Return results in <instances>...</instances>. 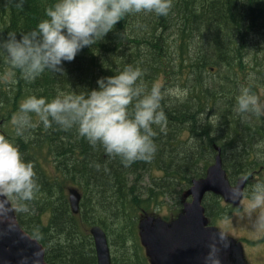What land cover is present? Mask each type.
<instances>
[{
	"label": "trees",
	"instance_id": "16d2710c",
	"mask_svg": "<svg viewBox=\"0 0 264 264\" xmlns=\"http://www.w3.org/2000/svg\"><path fill=\"white\" fill-rule=\"evenodd\" d=\"M53 3L54 0H23V5L18 6L19 0H0V36L34 28ZM128 16L104 41L92 49H83L73 61L66 62L64 74L45 72L28 83L18 70L11 75L13 70L0 56V136L9 137L19 145L25 159L34 163L41 185L30 205V213L17 214L16 220L42 244L47 264H97L88 232L94 224L101 226L109 237L113 247L111 264H152L139 238L138 225L144 213L156 214L164 206L170 207L171 200L182 206L183 192L193 182L207 178L217 158L222 164V178L229 184L247 174L245 184L250 185L253 176L264 167V161L258 157L264 151L259 154L256 149L261 145L264 148V116L241 118L234 111L239 94L237 79L244 72L237 65L264 61V55L258 53L250 57L245 43L251 33L264 42V0H203V3L174 0L168 16L153 13ZM129 65L144 70V80L149 86L160 77L164 82L172 80L174 73V82L187 93L184 98L166 97L162 103L167 122L157 128L154 138L157 151L150 161L138 160L126 167L119 159H110L102 148L93 149L74 130H45L38 126L27 140L15 135L13 118L26 96L37 94L51 99L62 92L84 91L83 87H96L97 78L118 74ZM178 76L186 80L180 84ZM247 84L255 93L257 84L254 87ZM40 160L50 172L43 169ZM96 164L100 166L97 168ZM70 184L82 192L77 214L71 212L67 199L66 187ZM203 205L210 221L228 215L231 210L221 196L212 193L205 195Z\"/></svg>",
	"mask_w": 264,
	"mask_h": 264
},
{
	"label": "clouds",
	"instance_id": "9594fccd",
	"mask_svg": "<svg viewBox=\"0 0 264 264\" xmlns=\"http://www.w3.org/2000/svg\"><path fill=\"white\" fill-rule=\"evenodd\" d=\"M173 3L174 0H54L34 28L0 36V56L13 70L11 75L18 70L28 83L45 72L64 74L66 62L104 41L126 16H168ZM22 5L23 0H19L18 6ZM144 75L141 67L129 65L118 74L97 78V86L83 87L84 91L62 92L51 99L30 94L20 102L13 118L15 135L27 140L38 126L45 130H74L93 149L102 148L110 159H119L126 167L138 160L150 161L157 151V128L167 122L162 103L166 97L180 93L160 82L149 86ZM234 111L242 118L262 117L264 102L250 87L242 85ZM247 180L246 174L241 184ZM40 190L34 163L25 159L13 139L0 136V226L15 230L16 215L30 213V205ZM241 198L245 200L246 214L254 217V227L264 228V180H257L247 189L240 184L232 186L231 199L239 202ZM229 245L227 231L212 232L201 264H223L221 254Z\"/></svg>",
	"mask_w": 264,
	"mask_h": 264
},
{
	"label": "water",
	"instance_id": "95a60500",
	"mask_svg": "<svg viewBox=\"0 0 264 264\" xmlns=\"http://www.w3.org/2000/svg\"><path fill=\"white\" fill-rule=\"evenodd\" d=\"M240 184L243 188V184ZM222 194L228 201L231 199V186L222 178L221 163L216 159L206 179L195 181L187 191L192 196L189 203L183 207L179 225L180 234L171 242H167L161 230L153 225L152 219L142 225L141 239L147 248V253L154 264H201V257L207 251L206 243L213 232L207 226V218L202 204L205 193ZM68 201L72 212L77 213L80 201V192L75 188L68 191ZM89 232L94 240L98 264H111L107 237L104 230L93 225ZM230 245L222 251L224 253ZM39 253V255H35ZM47 264L44 260V250L41 244L16 221L15 230H7L0 226V264Z\"/></svg>",
	"mask_w": 264,
	"mask_h": 264
},
{
	"label": "rangeland",
	"instance_id": "374dc122",
	"mask_svg": "<svg viewBox=\"0 0 264 264\" xmlns=\"http://www.w3.org/2000/svg\"><path fill=\"white\" fill-rule=\"evenodd\" d=\"M250 39L252 40V42ZM262 42L263 41L261 39L253 37L252 34H249V38H248L246 43H247V46H248L249 51H250L249 52L250 56L252 55V52H253V55H255L257 53L262 55V56L264 55V49H263L264 43L262 44ZM251 50H253V51H251ZM262 63L264 64V61H261V62L247 61V62L243 63L242 66L237 65V69L245 70L244 72H240V77L237 79L239 81V82H237V86H238V88L241 87L242 85L248 86L247 83H250L251 87H254L255 84H257V87H255L256 92L254 94H256L261 99V101L264 102V89L262 88V86H263L262 84H264V65ZM256 64H258L257 68L255 66ZM251 72H253V73H251ZM257 75H259V76H257ZM172 78L175 79L174 73H173ZM173 79L171 80V78H170L169 81L164 82V78L160 77L159 81H157V82H160L163 85H166L165 86L166 88L170 87V88L174 89L176 92L180 93L181 98L186 97L187 93H183L184 88L181 85L176 84V81L174 82ZM185 80L186 79L181 77V76L177 77V82L180 84ZM256 81L259 83V85ZM256 149L259 151V154L261 153L260 152L261 150L264 151L263 146H260V147L256 146ZM263 157H264L263 153L260 154L259 158L260 159L262 158V161H264ZM251 158L252 157H248L247 159L251 160ZM40 162H41V166L43 167V169H46L47 171L50 172V169L47 166V164L42 163V160H40ZM242 178H243V176L238 178L237 180H239V179L242 180ZM258 178L260 180H264V167L262 168V170L258 171V173L253 176V178L251 180L252 182H250L249 184L250 185L254 184L257 180H259ZM250 185H248V187ZM184 192H187V190ZM186 196L187 197L182 195V199H181L182 204H183L182 206H178L177 200H171V201H169L170 207H168V205L164 206L163 208L160 209V211L158 213L154 214L156 217H159V218L163 217L161 225L163 226V230L166 231L165 237L170 242L175 239V235L179 232L178 219H180V216L182 214V211H183L182 207L185 204L189 203V201L191 200V196H189V197H188V195H186ZM186 198H189L188 201ZM224 204L230 205V203L229 202L227 203V201H225ZM244 204H245V200H244V198H241V201L238 203V206L233 207L234 208L233 210H235L236 208H239L238 210H236L233 214H230L226 217L219 218V219L217 218L215 221L212 220L211 224L214 225L217 229H223V230L227 231L230 235L231 240L239 241L245 250L246 257L247 258L249 257L251 264H264V252L260 251L259 249H253V247H255V246L264 245V228L254 227V217H251V216L246 214L245 209L243 207ZM175 208H177L178 210H175ZM164 217H166V219H164ZM144 218H146L147 221L150 219L146 215L141 216L140 223H139L140 226L144 224V222H143ZM155 220L156 219H154V221ZM151 221L153 223V220H151ZM171 227H174V230L171 231V229H170ZM257 235H259V238L253 239V237H255ZM107 237H108V235H107ZM255 241H258V242L256 244H254ZM108 243H109V247H110V251H111V258H113V247L110 243L109 237H108ZM249 248H252V251ZM222 258H223V264H230V262H228V259H226L225 254H222Z\"/></svg>",
	"mask_w": 264,
	"mask_h": 264
},
{
	"label": "bare ground",
	"instance_id": "6f19581e",
	"mask_svg": "<svg viewBox=\"0 0 264 264\" xmlns=\"http://www.w3.org/2000/svg\"><path fill=\"white\" fill-rule=\"evenodd\" d=\"M181 1H182V0H181ZM193 2H194V1H193ZM195 2H196V1H195ZM229 2H230V1H229ZM202 3H203V0H202ZM216 3H217V2H216ZM230 3H231V2H230ZM193 4H194V3H193ZM196 4H197V3H196ZM219 4H220V3H219ZM224 4H226V3L224 2ZM207 5H208V4H207ZM209 5H210V4H209ZM211 5H213V4H211ZM227 5H228V4H227ZM231 5H233V4H231ZM182 6H184V5H182ZM202 6H203V5H202ZM220 6H221V5H220ZM174 7H175V6H174ZM191 7H192V6H191ZM195 7H196V6H195ZM197 7H198V6H197ZM199 7H200V6H199ZM204 7H205V6H204ZM204 7H203V9H204ZM217 7H218V6H217ZM231 7H232V6H231ZM186 8H187V6H186ZM186 8H185V9H186ZM209 8H210V7H209ZM213 8H214V7H213ZM221 8H222V7H221ZM234 8H235V7H234ZM177 9H178V8H177ZM182 9H183V8H182ZM182 9H181V10H182ZM192 9H193V8H192ZM207 9H208V8H207ZM219 9H220V8H219ZM227 9H228V8H227ZM227 9H226V10H227ZM235 9H236V8H235ZM237 9H238V8H237ZM174 10H175V9H174ZM179 10H180V9H179ZM181 10H180V11H181ZM187 10H188V9H186V11H187ZM195 10H196V9H195ZM197 10H198V9H197ZM221 10H222V9H221ZM226 10H225V11H226ZM230 10H231V9H230ZM241 10H242V9H241ZM180 11H179V12H180ZM201 11H202V10H201ZM214 11H215V9H214ZM216 11H217V10H216ZM227 11H229V10H227ZM232 11H233V10H232ZM172 12H173V11H172ZM182 12H183V11H182ZM198 12H199V11H198ZM239 12H240V11H239ZM187 13H188V12H187ZM205 13H207V12H205ZM205 13H204V14H205ZM182 14H183V13H182ZM184 14H185V12H184ZM204 14H202V15H204ZM212 14H213V13H212ZM227 14H228V12H227ZM233 14H234V13H233ZM188 15H189V14H188ZM190 15H191V14H190ZM199 15H200V14H199ZM136 16H137V15H136ZM177 16H178V15H177ZM185 16H186V15H185ZM197 16H198V15H197ZM197 16H196V17H197ZM234 16H235V14H234ZM128 17H130V16H128ZM186 17H187V16H186ZM191 17H192V16H191ZM225 17H226V13H225ZM243 17H244V16H243ZM165 18H166V17H165ZM197 18H198V17H197ZM197 18H196V19H197ZM199 18H200V17H199ZM199 18H198V19H199ZM201 18H202V17H201ZM218 18H219V17H218ZM223 18H224V17H223ZM230 18H231V17H230ZM239 18H240V17H239ZM169 19H170V18H169ZM194 19H195V17H194ZM203 19H204V16H203ZM211 19H212V18H211ZM220 19H221V17H220ZM177 20H178V19H177ZM199 20H201V19H199ZM199 20H198V22H199ZM225 20H226V19H225ZM236 20H237V19H236ZM162 21H163V20H162ZM172 21H173V20H172ZM178 21H179V20H178ZM226 21H227V20H226ZM198 22H197V23H198ZM210 22H211V21H210ZM235 22H236V21H235ZM237 22H238V21H237ZM239 22H240V21H239ZM180 23H181V22H180ZM187 23H188V21H187ZM191 23H192V22H191ZM231 23H234V22L232 21ZM243 23H244V22H243ZM192 24H193V23H192ZM202 24H203V23H202ZM202 24L199 23V25H201V26H202ZM217 24H218V23H217ZM172 25H173V24H172ZM181 25H182V24H181ZM220 25H221V24H220ZM230 25L232 26V24H230ZM233 25H234V24H233ZM173 26H174V25H173ZM182 26H183V25H182ZM193 26H194V24H193ZM223 26H224V25H223ZM235 26H236V25H235ZM167 27H169V26H167ZM170 27H171V26H170ZM187 28H188V27H187ZM235 28L237 29V27H235ZM138 29H141V28H138ZM176 29H177V28H176ZM176 29H175V30H176ZM178 29H180V28H178ZM238 29H239V28H238ZM180 30H181V29H180ZM116 31H117V30H116ZM187 31H188V30H187ZM216 31H217V30H216ZM136 32H137V31H136ZM203 32H204V31H203ZM203 32H202V33H203ZM233 32H234V31H233ZM156 33H157V32H156ZM181 33H182V32H181ZM189 33H190V32H189ZM193 33H194V32H193ZM229 33H230V32H229ZM229 33H228V34H229ZM255 33H256V32H255ZM108 34H109V33H108ZM139 34H140V33H139ZM139 34H138V35H139ZM214 34H215V33H214ZM234 34H236V33H234ZM237 34H238V33H237ZM251 34H252V33H251ZM258 34H259V33H258ZM258 34H257V35H258ZM110 35H112V34H110ZM124 35H125V34H124ZM157 35H158V34H157ZM162 35H163V34H162ZM194 35H195V34H194ZM206 35H207V34H206ZM257 35H256V36H257ZM260 35H261V34H260ZM133 36H134V35H133ZM163 36H164V35H163ZM203 36H204V34H203ZM238 36H240V35L238 34ZM245 36H246V35H245ZM245 36H244V37H245ZM115 37H116V36H115ZM134 37H135V36H134ZM262 37H263V36H262ZM262 37H261V38H262ZM109 38H110V37H109ZM113 38H114V37H113ZM132 38H133V37H132ZM139 38H140V37H139ZM190 38H191V37H190ZM192 38H194V37H192ZM212 38H213V41H214V37H212ZM217 38H218V37H217ZM220 38H221V37H220ZM233 38H234V36H233ZM239 38H240V37H239ZM246 38H247V37H246ZM187 39H188V37H187ZM187 39H186V40H187ZM235 39H236V38H235ZM242 39H243V38H242ZM111 40H112V39H111ZM115 40H116V39H115ZM188 40H189V39H188ZM191 40H192V39H191ZM209 40H210V39H209ZM209 40H208V41H209ZM218 40H219V39H218ZM237 40H238V39H237ZM250 40H251V39H250ZM109 41H110V40H109ZM112 41H113V40H112ZM130 41H131V39H130ZM164 41H165V40H164ZM211 41H212V40H211ZM215 41H216V40H215ZM239 41H240V40H239ZM135 42H136V41H135ZM220 42H221V41H220ZM243 42H244V41H243ZM251 42H252V40H251ZM112 43H113V42H112ZM161 43H162V42H161ZM227 43H228V42H227ZM238 43H239V42H238ZM245 43H246V42H245ZM263 43H264V42H262V44H263ZM114 44H115V42H114ZM134 44H135V43H134ZM134 44H133V45H134ZM141 44H142V43H141ZM225 44H226V43H225ZM240 44H241V42H240ZM136 45H137V44H136ZM202 45H203V44H202ZM219 45H220V44H219ZM219 45H218V46H219ZM263 45H264V44H263ZM130 46H131V45H130ZM134 46H135V45H134ZM163 46H164V45H163ZM206 46H207V45H206ZM208 46H209V45H208ZM208 46H207V47H208ZM238 46H239V44H238ZM252 46H253V45H252ZM116 47H117V46H116ZM142 47H143V45H142ZM146 47H147V46H146ZM243 47H244V46H243ZM256 47H257V46H256ZM223 48H224V47H223ZM235 48H237V47H235ZM163 49H165V48H163ZM204 49H206V48H204ZM232 49H233V48H232ZM241 49H242V48H241ZM252 49H253V48H252ZM254 49H255V48H254ZM257 49H258V48H257ZM263 49H264V48H263ZM120 50H121V49H120ZM135 50H136V49H135ZM160 50H161V49H160ZM248 50H249V49H248ZM116 51H119V49H118V50L116 49ZM128 51H129V50H128ZM136 51H137V50H136ZM165 51H166V50H165ZM234 51H236V50H234ZM245 51H247V50H245ZM251 51H253V50H251ZM121 52H122V51H121ZM121 52H120V53H121ZM231 52H232V50H231ZM236 52H237V51H236ZM249 52H250V51H249ZM259 52H260V51H259ZM166 53H167V52H166ZM166 53H165V54H166ZM204 53H205V52H204ZM226 53H227V52H226ZM242 53H243V52H242ZM117 54H118V53H117ZM121 54H123V53H121ZM121 54H120V55H121ZM131 54H132V53H131ZM131 54H130V55H131ZM219 54H220V53H219ZM239 54H240V53H239ZM243 54H244V53H243ZM212 55H213V54H212ZM217 55H218V54H217ZM248 55H249V54H248ZM252 55H253V52H252ZM258 55L260 56V54H258ZM128 56H129V55H128ZM231 56H232V55H231ZM235 56H236V55H235ZM242 56H243V55H241V57H242ZM244 56H245V54H244ZM244 56H243V58H244ZM118 57H119V56H118ZM121 57H122V55H121ZM133 57H134V56H133ZM150 57H152V56H150ZM214 57H215V56H214ZM247 57H248V56H247ZM250 57H251V56H250ZM252 57H253V56H252ZM262 57H263V56H262ZM123 58H124V57H123ZM128 58H130V56H129ZM174 58H175V57H174ZM210 58H211V57H210ZM216 58L219 59L218 56H217ZM232 58H233V56H232ZM245 58H246V57H245ZM131 59H132V58H131ZM131 59H130V60H131ZM205 59H206V58H205ZM205 59H204V60H205ZM208 59H209V58H208ZM236 59H237V58H236ZM252 59H253V58H252ZM261 59H262V58H261ZM134 60H135V59H134ZM134 60H132V61H134ZM173 60H174V59H173ZM202 60H203V58H202ZM202 60H201V61H202ZM220 60H221V59H220ZM234 60H235V59H234ZM237 60H238V59H237ZM263 60H264V59H263ZM125 61H126V60H125ZM227 61H228V60H227ZM171 62H172V61H171ZM218 62H219V61H218ZM250 62H252V61H250ZM213 63H214V62H213ZM219 63H222V62H219ZM223 63H224V61H223ZM244 63H245V62H244ZM175 64H176V63H175ZM200 64H202V63H200ZM262 64H263V63H262ZM214 65H215V64H214ZM226 65H228V64H226ZM226 65H224V66H226ZM238 65H239V64H238ZM263 65H264V64H263ZM196 66H197V65H196ZM255 66H256V68H257L258 64H256ZM255 66H254V67H255ZM187 67H188V66H187ZM220 67H221V66H220ZM226 67H228V66H226ZM233 67H234V66H233ZM176 68H177V67H176ZM202 68H203V67H202ZM202 68H201V69H202ZM228 68H229V67H228ZM243 68H244V67H243ZM196 69H197V68H196ZM262 69H263V68H262ZM202 70H203V69H202ZM246 70H247V69H246ZM191 71H192V70H191ZM230 71H231V70H230ZM244 71H245V70H244ZM203 72H204V71H203ZM207 72H208V71H207ZM225 72H227V71H225ZM201 73H202V72H201ZM205 73H206V72H205ZM251 73H253V72H251ZM176 74H177V73H176ZM246 74H247V73H246ZM262 74H263V73H262ZM177 75H178V74H177ZM203 75H204V74H203ZM247 75H248V74H247ZM247 75H246V76H247ZM249 75H250V74H249ZM253 75H254V74H253ZM207 76H208V75H207ZM230 76H232V75H230ZM257 76H259V75H257ZM193 77H194V76H193ZM205 78H206V76H205ZM208 78H209V77H208ZM203 79H204V78H203ZM225 79H226V78H225ZM234 79H235V78H234ZM192 80H193V79H192ZM200 80H201V79H200ZM200 80H199V81H200ZM216 80H217V79H216ZM226 80H227V79H226ZM201 81H202V80H201ZM205 81H206V80H205ZM210 81H211V80H210ZM254 81H255V80H254ZM196 82H197V80H196ZM256 82H257V81H256ZM261 82H262V81H261ZM199 83H200V82H199ZM202 83H203V82H202ZM204 83H205V82H204ZM207 83H208V82H207ZM257 83H258V82H257ZM194 84H195V82H194ZM196 84H197V83H196ZM228 84H229V83H228ZM232 84H234V83H232ZM258 85H259V83H258ZM199 86H200V85H199ZM202 86H203V85H202ZM210 86H211V85H210ZM234 86H235V85H234ZM206 87H207V86H206ZM231 87H232V86H231ZM232 88H233V87H232ZM239 88H240V87H239ZM232 90H233V89H232ZM234 92H235V91H234ZM234 92H233V94H234ZM226 93H227V90H226ZM236 96H238V94H236ZM236 96H235V97H236ZM219 97H220V96H219ZM223 97H224V96H223ZM226 97H227V96H226ZM221 99H222V98H221ZM224 103H226V102H224ZM226 104H228V103H226ZM232 104H233V103H232ZM230 106H231V105H230ZM227 108H228V107H227ZM224 110H226V108H225ZM226 111H227V110H226ZM226 111H225V112H226ZM199 112H200V111H199ZM199 112H198V113H199ZM222 112H224V111H222ZM5 114H6V113H5ZM13 115H14V114H13ZM3 117H4V116H3ZM9 117H10V116H9ZM11 118H12V117H11ZM241 118H242V117H241ZM249 119H250V118H249ZM8 120H10V119H8ZM10 121H11V120H10ZM237 122H238V121H237ZM3 123H4V122H3ZM238 123H239V122H238ZM261 124H262V123H261ZM263 124H264V123H263ZM250 126H251V125H250ZM0 127H1V126H0ZM9 128H10V127H9ZM240 129L243 130L242 128H240ZM210 130H211V129H210ZM210 130H209V131H210ZM244 130H245V129H244ZM249 130H250V129H249ZM247 131H248V130H247ZM249 132H251V130H250ZM202 133H203V132H202ZM205 134H206V133H205ZM245 134H246V133H245ZM245 134H244V135H245ZM256 134H257V133H256ZM239 135H240V134H239ZM247 135H248V134H247ZM245 136H246V135H245ZM254 136H255V135H254ZM190 137H191V136H190ZM244 138H245V137H244ZM238 139H239V138H238ZM246 139H247V137H246ZM257 139H258V138H257ZM259 139H261V138H259ZM43 140H44V139H43ZM235 142H236V141H235ZM235 142H234V143H235ZM254 142H255V141H254ZM257 142H260V141H257ZM34 143H35V142H34ZM218 144H219V143H218ZM225 145H226V144H225ZM238 145H239V144H238ZM254 145H255V144H254ZM226 146H228V145H226ZM261 146H262V145H261ZM39 147H40V146H39ZM39 147H38V148H39ZM221 147H223V146H221ZM241 147H242V146H241ZM229 148H230V147H229ZM232 149H233V148H232ZM226 150H227V149H226ZM260 150H261V149H260ZM46 151H47V150H46ZM221 151H222V150H221ZM221 151H220V152H221ZM261 151H262V150H261ZM232 152H233V151H232ZM203 153H204V152H203ZM205 153H207V152H205ZM251 153H252V152H251ZM263 153H264V152H263ZM207 154H208V153H207ZM205 155H206V154H205ZM53 156H54V155H53ZM202 156H203V155H202ZM216 156H217V155H216ZM228 156H229V154H228ZM236 156H237V155H236ZM259 157H260V155H259ZM201 158H202V157H201ZM221 158H222V157H221ZM229 158H230V157H229ZM229 158H228V159H229ZM230 159H231V158H230ZM213 160H214V159H213ZM232 160H233V158H232ZM226 161H227V160H226ZM221 162H222V161H221ZM234 162H235V161H234ZM259 162H260V161H259ZM227 163H228V162H227ZM260 163H262V162H260ZM48 165H49V164H48ZM221 165H222V164H221ZM231 165H232V164H231ZM262 165H263V164H262ZM223 167H224V165H223ZM232 168H233V167H232ZM237 168H238V167H237ZM55 169H56V168H55ZM221 170H222V169H221ZM236 172H237V171H236ZM254 174H255V173H254ZM191 175H192V174H191ZM193 175H194V174H193ZM235 175H237V174H235ZM243 175H244V174H243ZM145 177H146V176H145ZM147 177H148V176H147ZM241 177H242V176H241ZM239 178H240V177H239ZM136 179H137V178H136ZM143 179H144V178H143ZM148 179H149V178H148ZM205 179H206V178H205ZM258 179H259V178H258ZM259 180H260V179H259ZM241 181H242V180H241ZM140 182H141V181H140ZM150 182H151V181H150ZM145 183H146V182H145ZM248 183H249V182H248ZM193 184H194V182H193ZM192 186H193V185H192ZM192 186H191V187H192ZM191 187H190V188H191ZM70 188H75V189H77V190L80 192V201H81V199L83 198V197H82V192L79 190V187L76 186V185H71V184H70V185H68V186L66 187L67 197H68V191H69ZM190 188H189V189H190ZM189 189H187V191H188ZM91 200H92V199H91ZM91 200H90V201H91ZM80 201H79V207H80ZM68 202H69V201H68ZM69 205H70V203H69ZM79 207H78V212H79ZM70 209H71V207H70ZM71 212H72V210H71ZM72 213H74V212H72ZM74 214H75V213H74ZM94 225H97V224H94ZM92 226H93V225H92ZM106 237H107V233H106ZM107 243H108V237H107ZM108 248H109V252H110V259H111V262H112L111 251H110L109 243H108ZM95 252H96V251H95ZM96 256H97V255H96ZM97 264H98V260H97Z\"/></svg>",
	"mask_w": 264,
	"mask_h": 264
}]
</instances>
